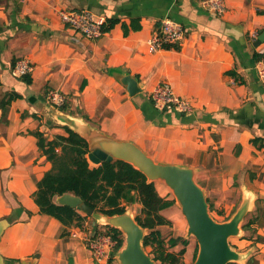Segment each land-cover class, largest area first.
I'll list each match as a JSON object with an SVG mask.
<instances>
[{"label":"crops","instance_id":"1","mask_svg":"<svg viewBox=\"0 0 264 264\" xmlns=\"http://www.w3.org/2000/svg\"><path fill=\"white\" fill-rule=\"evenodd\" d=\"M224 1L218 15L201 0H0V99L20 95L0 123V220L7 222L0 255L6 264L33 256L31 264H117L93 258L86 238L105 228L91 217L79 211L81 219L66 226L34 202L36 182L51 163L33 132L51 139L68 127L49 107L51 90L64 95L55 107L76 129L87 124L132 141L155 161L196 168L195 180L219 214H232L243 190H252L254 207L244 220L251 222L230 244L248 253L246 264H264V86L254 68L264 51V41L256 44L264 36V0ZM60 10L117 21L88 39L60 20ZM163 18L181 23L184 36L151 52L147 41ZM19 59L33 65L29 82L11 74ZM124 75L136 79L134 94L121 82ZM161 82L191 110H156L149 94ZM155 186L165 195L163 183ZM193 255L186 248L183 261Z\"/></svg>","mask_w":264,"mask_h":264},{"label":"trees","instance_id":"2","mask_svg":"<svg viewBox=\"0 0 264 264\" xmlns=\"http://www.w3.org/2000/svg\"><path fill=\"white\" fill-rule=\"evenodd\" d=\"M116 21L105 20L102 30H110ZM260 57L261 54L258 55ZM24 81L29 82L30 79L25 76ZM17 97L20 95L10 92L0 99V123L6 122L8 105ZM64 130L66 134H58L51 139L45 138L39 131L33 132L37 137L38 148L51 163V168L36 182L33 193L39 212L54 217L66 226L77 223L81 219L79 209L55 201L57 196L64 193L79 196L95 211L108 215L123 213L129 205L138 203L140 209L135 220L147 230L143 244L145 248L151 247L148 253L152 258L159 264H190L183 261L188 239L171 236L165 240L159 228L170 225V220L161 211L171 207L175 203L174 199L160 196L155 182H147L146 176L127 162L113 159L92 165L87 157V141L68 127H64ZM250 222L251 219L244 221L242 229H247ZM104 228L116 240L114 250L117 251L123 244L121 231L109 226ZM179 243L182 248L178 252L168 250ZM196 254L197 246L193 260Z\"/></svg>","mask_w":264,"mask_h":264},{"label":"water","instance_id":"3","mask_svg":"<svg viewBox=\"0 0 264 264\" xmlns=\"http://www.w3.org/2000/svg\"><path fill=\"white\" fill-rule=\"evenodd\" d=\"M261 41H264L263 35L257 38L256 44ZM121 82L130 94L138 91L135 78L124 75ZM49 107L54 114L58 113L63 125L87 141V157L92 163L122 160L141 171L147 182L159 181L171 191L187 223L185 238L193 236L198 245L196 257L191 264H246L248 253L236 250L230 244V238L242 235V223L253 210L256 199L252 190L245 188L242 201L236 210L228 219L218 221L209 212L206 191L195 180L196 168L155 161L132 141L117 140L87 124L82 125L81 130L76 129L69 121V114H64L52 104ZM55 201L78 208L81 213L93 219L95 226H109L120 230L123 244L114 254L118 264H159L144 247L143 239L147 230L137 223L128 208L120 214L100 213L71 193L57 196ZM6 225L5 220H0V236ZM34 257L23 260L22 264H31ZM0 264H6L1 255Z\"/></svg>","mask_w":264,"mask_h":264},{"label":"built area","instance_id":"4","mask_svg":"<svg viewBox=\"0 0 264 264\" xmlns=\"http://www.w3.org/2000/svg\"><path fill=\"white\" fill-rule=\"evenodd\" d=\"M201 6L207 11L222 15L226 10L224 0H201ZM60 20L67 26L73 28L88 39H95L102 35L103 17L93 15L88 10H60ZM254 35V34H252ZM184 36V28L181 23L163 18L152 36L148 39V48L151 52L162 48L173 47L178 44ZM261 57L255 62L254 68L257 79L264 86V51L260 52ZM33 65L27 59L17 60L11 68V74L17 78L29 75ZM154 108L158 111L175 110L180 113L191 110L190 103L186 99L178 97L167 82L157 84L149 94ZM47 101L56 107L64 104V95L51 90L47 93ZM104 227V226H99ZM86 244L90 249L93 258L97 262L115 260L116 240L106 230H95L86 238ZM115 262H117L115 260ZM118 264V263H117Z\"/></svg>","mask_w":264,"mask_h":264},{"label":"rangeland","instance_id":"5","mask_svg":"<svg viewBox=\"0 0 264 264\" xmlns=\"http://www.w3.org/2000/svg\"><path fill=\"white\" fill-rule=\"evenodd\" d=\"M89 162L92 165L94 164L90 160H89ZM158 183H161V182H159V181L155 182V184H158ZM159 193L161 195H164V192H162V191H160ZM163 197L166 199H172V198L174 199L173 194L171 193V191L168 188H166V193ZM127 208L131 212L132 216H135L139 212L140 205L138 203H135V204L129 205ZM235 210L236 209H234V211ZM217 211H218L217 209H213V208L211 210H209L211 216L218 221H223L225 219H228L231 216V214L228 216L219 214ZM161 213L167 219L170 220V225H164V226L159 227L161 230L162 236L165 238V240H167L171 236H174V237H178V236L181 237L182 236L185 238L187 223H186V220H185V218L181 212L180 207L176 203H174L170 208L161 211ZM248 214L246 215L245 218H247ZM91 220L93 221L92 218H91ZM186 239H188L189 245L187 244L188 246L185 247V251H186V248H188V247L191 249L193 248V254H194L195 247L197 246V248H198V245H197L195 238L193 236H189ZM181 248H182V245L179 243L175 247L169 248L168 250L173 251V252H178ZM145 249L147 252L151 251V247H147ZM183 257H184V254H183ZM192 262H193V260H191L190 264ZM230 264H237V263L232 262Z\"/></svg>","mask_w":264,"mask_h":264},{"label":"bare ground","instance_id":"6","mask_svg":"<svg viewBox=\"0 0 264 264\" xmlns=\"http://www.w3.org/2000/svg\"><path fill=\"white\" fill-rule=\"evenodd\" d=\"M167 188V187H166Z\"/></svg>","mask_w":264,"mask_h":264}]
</instances>
